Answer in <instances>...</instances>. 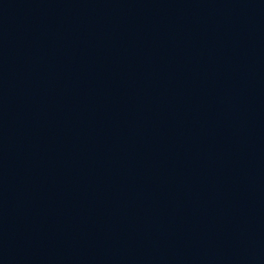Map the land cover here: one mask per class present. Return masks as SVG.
Wrapping results in <instances>:
<instances>
[{"label": "water", "instance_id": "95a60500", "mask_svg": "<svg viewBox=\"0 0 264 264\" xmlns=\"http://www.w3.org/2000/svg\"><path fill=\"white\" fill-rule=\"evenodd\" d=\"M216 2L264 95V0H216Z\"/></svg>", "mask_w": 264, "mask_h": 264}]
</instances>
